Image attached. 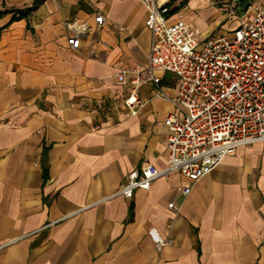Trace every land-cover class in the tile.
<instances>
[{
  "label": "crops",
  "instance_id": "0c3cea01",
  "mask_svg": "<svg viewBox=\"0 0 264 264\" xmlns=\"http://www.w3.org/2000/svg\"><path fill=\"white\" fill-rule=\"evenodd\" d=\"M206 2L219 8L208 24H238L231 0ZM194 6L172 0L173 20L198 29ZM2 13L0 264H264L262 145L198 182L176 174L132 201L113 198L133 171L166 168L164 123L180 116L170 74L161 90H140L136 116L123 106L130 88L116 76L132 80L152 49L140 2L0 0ZM74 21L90 27L78 50L68 45ZM161 240L173 243L157 251Z\"/></svg>",
  "mask_w": 264,
  "mask_h": 264
},
{
  "label": "built area",
  "instance_id": "2783aa9c",
  "mask_svg": "<svg viewBox=\"0 0 264 264\" xmlns=\"http://www.w3.org/2000/svg\"><path fill=\"white\" fill-rule=\"evenodd\" d=\"M148 11L146 27L152 33L149 65L116 76L130 88L123 106L136 116L142 108L140 90L160 88L161 76L177 80L172 102L180 116L164 123L168 130L169 161L164 169L152 164L133 171L113 198L132 201L136 192L150 191L162 178L180 175L195 183L216 171L242 147H264V0H231L229 16L238 20L231 37L204 38L183 17L173 20L172 0H137ZM218 1V0H212ZM100 27L103 16L99 17ZM68 45L78 50L90 27L76 21ZM157 97L166 99L162 93ZM191 189H185L190 194ZM173 242L156 243L161 251Z\"/></svg>",
  "mask_w": 264,
  "mask_h": 264
},
{
  "label": "rangeland",
  "instance_id": "374dc122",
  "mask_svg": "<svg viewBox=\"0 0 264 264\" xmlns=\"http://www.w3.org/2000/svg\"><path fill=\"white\" fill-rule=\"evenodd\" d=\"M176 4H181V1H177ZM194 5V13L198 16L195 26L198 29H208L210 32L216 33L222 30V36L231 37L234 30L239 26V24H221V28L219 26L217 27L213 22L208 24L206 22L207 18L212 17L215 13L219 12V8L215 2L207 3L206 0H194Z\"/></svg>",
  "mask_w": 264,
  "mask_h": 264
},
{
  "label": "trees",
  "instance_id": "16d2710c",
  "mask_svg": "<svg viewBox=\"0 0 264 264\" xmlns=\"http://www.w3.org/2000/svg\"><path fill=\"white\" fill-rule=\"evenodd\" d=\"M176 11H177V9L173 10V11H172V14L176 13ZM2 15H3V13L0 14V18L2 17ZM27 15H28V13H24V14L21 15V17H22V16H27ZM45 174H46V172H45Z\"/></svg>",
  "mask_w": 264,
  "mask_h": 264
}]
</instances>
